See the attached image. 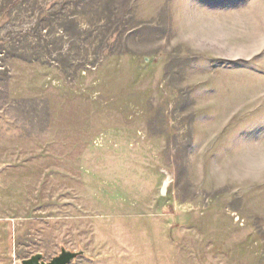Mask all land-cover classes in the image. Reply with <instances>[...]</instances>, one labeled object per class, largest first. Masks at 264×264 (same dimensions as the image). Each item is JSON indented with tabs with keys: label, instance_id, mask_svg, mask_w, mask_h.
Wrapping results in <instances>:
<instances>
[{
	"label": "rangeland",
	"instance_id": "obj_1",
	"mask_svg": "<svg viewBox=\"0 0 264 264\" xmlns=\"http://www.w3.org/2000/svg\"><path fill=\"white\" fill-rule=\"evenodd\" d=\"M185 4L0 0V264H264V0Z\"/></svg>",
	"mask_w": 264,
	"mask_h": 264
},
{
	"label": "water",
	"instance_id": "obj_2",
	"mask_svg": "<svg viewBox=\"0 0 264 264\" xmlns=\"http://www.w3.org/2000/svg\"><path fill=\"white\" fill-rule=\"evenodd\" d=\"M81 251H71L64 247L60 248L57 255L50 260H44L41 253H35L29 258L23 259L21 264H69Z\"/></svg>",
	"mask_w": 264,
	"mask_h": 264
},
{
	"label": "snow or ice",
	"instance_id": "obj_3",
	"mask_svg": "<svg viewBox=\"0 0 264 264\" xmlns=\"http://www.w3.org/2000/svg\"><path fill=\"white\" fill-rule=\"evenodd\" d=\"M174 7L180 13H184L187 10L185 0H174Z\"/></svg>",
	"mask_w": 264,
	"mask_h": 264
},
{
	"label": "crops",
	"instance_id": "obj_4",
	"mask_svg": "<svg viewBox=\"0 0 264 264\" xmlns=\"http://www.w3.org/2000/svg\"><path fill=\"white\" fill-rule=\"evenodd\" d=\"M245 236H246V239H247V243H245V244H246V245H250V243L248 242L249 234L247 233V234H245Z\"/></svg>",
	"mask_w": 264,
	"mask_h": 264
},
{
	"label": "bare ground",
	"instance_id": "obj_5",
	"mask_svg": "<svg viewBox=\"0 0 264 264\" xmlns=\"http://www.w3.org/2000/svg\"><path fill=\"white\" fill-rule=\"evenodd\" d=\"M165 186H167V182H166ZM164 188H165V187H164Z\"/></svg>",
	"mask_w": 264,
	"mask_h": 264
}]
</instances>
